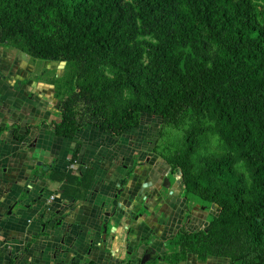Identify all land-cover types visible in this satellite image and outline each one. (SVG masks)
<instances>
[{
	"label": "trees",
	"instance_id": "16d2710c",
	"mask_svg": "<svg viewBox=\"0 0 264 264\" xmlns=\"http://www.w3.org/2000/svg\"><path fill=\"white\" fill-rule=\"evenodd\" d=\"M2 46L64 62L57 135L177 130L154 153L218 209L178 261L264 264V0H0Z\"/></svg>",
	"mask_w": 264,
	"mask_h": 264
},
{
	"label": "crops",
	"instance_id": "0c3cea01",
	"mask_svg": "<svg viewBox=\"0 0 264 264\" xmlns=\"http://www.w3.org/2000/svg\"><path fill=\"white\" fill-rule=\"evenodd\" d=\"M35 76L33 64L0 47V264H229L193 253L177 260L195 224L182 221L187 197L152 149L153 124L57 135L54 84ZM140 236L152 238L148 251L134 247Z\"/></svg>",
	"mask_w": 264,
	"mask_h": 264
},
{
	"label": "rangeland",
	"instance_id": "374dc122",
	"mask_svg": "<svg viewBox=\"0 0 264 264\" xmlns=\"http://www.w3.org/2000/svg\"><path fill=\"white\" fill-rule=\"evenodd\" d=\"M5 46H3L4 48ZM7 49H11L10 47H5ZM16 50V49H15ZM17 54H19V56L22 58H24L25 60H27L28 62H30L31 64L34 65V74L36 75L35 78H43V75L45 76H51V77H56V73L58 75H61V73L63 72V69H64V64L63 63H54V62H47V61H43V60H40V59H37V58H32L18 50H16ZM54 66L57 67V69L55 70ZM54 67V68H53ZM61 68V69H60ZM57 104V103H56ZM55 103L52 104V108H58V106H55ZM53 116H56L54 115L53 113ZM142 124H153L154 127L157 128V130L154 128V127H151V128H148L149 132H152L151 135H153L152 139H151V144L152 146H156L157 144H161V143H174L175 141V135H176V132L177 130H175L173 127L171 126H168V128H162L159 124V120L156 119V118H152V119H145L144 122H142ZM179 133V132H178ZM177 136V135H176ZM154 149V148H152ZM173 176V175H171ZM172 179V177H171ZM183 194H184V191H183ZM189 199L191 201H195L198 203V199L192 195H188ZM200 204V203H199ZM202 207V205H201ZM201 212V211H200ZM212 213L211 214V217L213 215L216 214L217 212V206H214V208L212 209L211 211ZM197 230V229H195Z\"/></svg>",
	"mask_w": 264,
	"mask_h": 264
},
{
	"label": "flooded vegetation",
	"instance_id": "af4514ba",
	"mask_svg": "<svg viewBox=\"0 0 264 264\" xmlns=\"http://www.w3.org/2000/svg\"><path fill=\"white\" fill-rule=\"evenodd\" d=\"M169 171L171 172L170 169H169ZM171 173L173 174L174 172H171ZM161 182L163 183L164 181L161 180ZM170 192H172V190ZM186 202H187V204H185V206L183 207V213H182L184 215L182 221H184L185 228H186V226L187 227L189 226L190 221H191V223L195 224V226L192 225L193 227H191V225H190L189 229L191 231L193 230V232H194V231H196L195 229L200 230V229L204 228L208 224L209 220L211 219L210 213H212L211 211L214 207L213 206H210L208 208H206L204 206L201 207V205L199 203H197L195 201H191L189 198H187ZM191 203H193V204H191ZM198 204H199V206H198ZM197 212L199 213V215H196ZM200 219L202 221L201 225H200V223H201ZM196 220H199L200 222H198L196 224ZM198 225H200V226H198Z\"/></svg>",
	"mask_w": 264,
	"mask_h": 264
},
{
	"label": "water",
	"instance_id": "95a60500",
	"mask_svg": "<svg viewBox=\"0 0 264 264\" xmlns=\"http://www.w3.org/2000/svg\"><path fill=\"white\" fill-rule=\"evenodd\" d=\"M49 62H51V61H49ZM60 63H63L64 64V62H60ZM58 104H59V102H57V104H56V106H58ZM179 178H180V175H179ZM162 180L164 181L163 183L161 182V186L162 187H165V188H170V184H169V179L167 178V177H165V178H162ZM165 182H167L168 184L166 185L165 184ZM157 191V197L159 198V193H158V189L156 190ZM215 205H213V207H214ZM142 214L139 212V209H136V214L133 216L135 219H137L138 217H140ZM146 238H148V236L147 237H144V236H140V237H137L136 238V240H135V245H134V247L136 248V249H139L141 246L140 245H145V250L146 251H148V249L151 247V241H152V238L146 243L145 242V239ZM141 243V244H140ZM128 254V253H127ZM55 257V256H54ZM121 260H124V258L123 259H121ZM142 262H144V260L143 259H140V263H142ZM129 264V263H128Z\"/></svg>",
	"mask_w": 264,
	"mask_h": 264
},
{
	"label": "clouds",
	"instance_id": "9594fccd",
	"mask_svg": "<svg viewBox=\"0 0 264 264\" xmlns=\"http://www.w3.org/2000/svg\"><path fill=\"white\" fill-rule=\"evenodd\" d=\"M47 62H49V61H47ZM218 210V209H217Z\"/></svg>",
	"mask_w": 264,
	"mask_h": 264
}]
</instances>
